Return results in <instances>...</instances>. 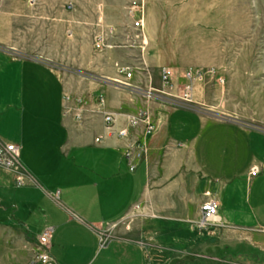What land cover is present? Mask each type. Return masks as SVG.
Returning a JSON list of instances; mask_svg holds the SVG:
<instances>
[{
  "label": "crops",
  "instance_id": "crops-1",
  "mask_svg": "<svg viewBox=\"0 0 264 264\" xmlns=\"http://www.w3.org/2000/svg\"><path fill=\"white\" fill-rule=\"evenodd\" d=\"M106 73L116 78L113 70ZM115 88L103 82L93 87L104 92L106 110L116 113L113 129L127 123ZM65 92V82L46 61L0 46V142L19 145L29 175L19 184L11 170L0 167L5 186L15 185L11 200L18 211L0 220L5 224V264H25L31 250L40 249L29 224L38 226V234L45 226L54 227L51 261L36 264H170L169 251L177 256L187 248L224 246L234 257L237 244L241 264H264V131L243 169L210 175L198 148L197 124L206 119L184 104L149 112L156 128L130 169L124 149L142 125L118 135L93 110L95 94L88 92L84 117L76 119L66 112ZM238 134L228 151L242 149L239 139L245 132ZM252 163L259 168L254 174L249 173ZM206 194L219 201L218 220L199 227ZM101 232L108 233V242L98 246ZM124 242L137 249L120 257L114 246L130 245ZM253 245L256 252L250 254Z\"/></svg>",
  "mask_w": 264,
  "mask_h": 264
},
{
  "label": "rangeland",
  "instance_id": "rangeland-1",
  "mask_svg": "<svg viewBox=\"0 0 264 264\" xmlns=\"http://www.w3.org/2000/svg\"><path fill=\"white\" fill-rule=\"evenodd\" d=\"M135 19L138 28L131 25ZM0 46L50 64L66 84V106L78 104V98L87 105L86 95L92 93L93 110L103 115L108 110L104 92L93 89L96 82L113 83L126 116L139 109L156 115L190 105L206 119L197 124L198 148L210 175L243 169L262 140L264 0H0ZM118 63L131 70L125 79L133 86L115 80H124ZM162 67L174 72L171 84L163 82ZM189 67L203 72L193 83L183 76ZM111 70L116 78L107 75ZM188 84L191 96L184 99ZM240 129L245 132L239 139L242 149L228 151ZM0 174L5 178V172ZM14 195L15 185L5 186L0 179V220L18 213ZM28 229L39 235L37 225ZM124 243L130 245L114 246L120 257L137 249ZM236 246L234 257L224 246L187 248L177 256L169 251L170 264H241V245ZM5 247V224L0 223V264H5ZM253 247L250 254L256 252ZM41 251L33 248L25 264L38 263L33 260Z\"/></svg>",
  "mask_w": 264,
  "mask_h": 264
},
{
  "label": "built area",
  "instance_id": "built-area-1",
  "mask_svg": "<svg viewBox=\"0 0 264 264\" xmlns=\"http://www.w3.org/2000/svg\"><path fill=\"white\" fill-rule=\"evenodd\" d=\"M133 28L140 27V21L139 19H135L132 22ZM118 68L121 71H124V80L121 79H115L116 81L120 83H125L127 85L133 86L130 82H128L125 78H129L131 76V70L127 65H120L118 63ZM203 72L200 70H196L192 67H189L185 69L183 76L186 77L190 81V83H193V80L202 76ZM161 77L165 84H171L173 78L176 76L174 75V72L171 70L170 67H162L161 70ZM187 91H185L183 97L184 99L190 98L191 96V85H187ZM146 94L148 96L152 95V90L148 89L146 91ZM77 103H74L75 101H72L71 104L65 105L66 112L67 111H73L74 116L76 118H81L82 111L84 107V102L81 100V98H78L76 100ZM104 99L101 97L99 106L102 105V102ZM103 119L106 122V125L109 129L115 130L116 133L120 136H126L130 132V127H134L136 125L141 124L142 130L140 132V135L136 137L133 140H130L124 149V155L126 156L129 164V168L133 169L135 165L136 159L140 158L144 152L147 149V136L152 133L156 128V123L151 118L150 113L146 109H139L136 112L129 113L126 116L127 123L126 125L119 127L117 129H113V124L116 120V114L111 111H104L103 113ZM0 167L7 168L11 170L14 173L15 180L17 183L22 184L25 183L27 178H29V175L24 171L22 167V163L20 160V147L16 142L13 141H4L0 142ZM258 165L252 164L249 168V173L254 174L258 171ZM218 207H219V201L216 197L211 196L209 194H206V197L201 201L200 204V217L196 221L197 226L204 227L208 225L211 222H214L218 220ZM54 227L48 226L46 227L39 235V243H40V249L42 250L34 259L35 262H41V263H48L51 261V254L49 252V243H50V237L52 234ZM99 246L106 245L108 242V233L101 232L99 234Z\"/></svg>",
  "mask_w": 264,
  "mask_h": 264
}]
</instances>
